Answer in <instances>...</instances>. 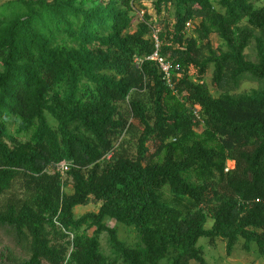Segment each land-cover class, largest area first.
I'll return each instance as SVG.
<instances>
[{"label": "trees", "instance_id": "16d2710c", "mask_svg": "<svg viewBox=\"0 0 264 264\" xmlns=\"http://www.w3.org/2000/svg\"><path fill=\"white\" fill-rule=\"evenodd\" d=\"M144 1L0 4V199L20 183L0 227L26 254L10 264H208L201 238L264 259V0Z\"/></svg>", "mask_w": 264, "mask_h": 264}, {"label": "rangeland", "instance_id": "374dc122", "mask_svg": "<svg viewBox=\"0 0 264 264\" xmlns=\"http://www.w3.org/2000/svg\"><path fill=\"white\" fill-rule=\"evenodd\" d=\"M7 1L9 0H0V4ZM211 1L215 9H220V6L218 5L219 0H211ZM261 2L263 1L260 0V3ZM142 4L144 8L147 9L148 12L153 14L149 0H145ZM133 26L135 27V22ZM133 30L134 28H131V31ZM209 41L213 48H216L219 44V40L214 35H211L209 37ZM251 51H252L251 49L248 50L247 54L250 56V58H254L253 53ZM211 74H212V67L210 66L207 69L203 81L208 87L211 94L217 96L218 92L211 85ZM252 88H255V84L243 83L238 92H247ZM122 108L123 109L126 108V104H124ZM8 132L11 135H15V125L9 126ZM132 142H134V139L132 140ZM133 151L134 149L131 148L130 152L134 153ZM233 166H234L233 162L231 161L226 162V167L228 169H232ZM19 189H20V183L17 182L13 185V188L9 193L1 197L0 205L3 204L7 200V198L12 196L13 194L20 195ZM162 197L163 200H165L166 202L171 201V195L167 188H164L162 190ZM98 207L99 204L96 203H89L87 206H78L74 209V215L76 218H78L81 215L88 212H97ZM107 223L110 227H116L118 231V236L122 241L126 243H130L132 241L134 234L132 233L131 230L125 229L122 226H119L112 221H109ZM209 226H210V221H207L206 227L209 228ZM106 239H107V235L104 233L101 234L99 237L101 248L106 253H108ZM198 246L202 247L204 259L208 264H264V259L257 253L256 246L254 244H251L250 250L246 252L242 248V240L238 241L230 256L226 255L225 243L221 240H215L213 243H209L207 239L201 238L198 241ZM23 258H26V254L20 247L16 245L14 240V235L12 234V232L8 228L0 227V264H10L11 263L10 261L13 262V260H19Z\"/></svg>", "mask_w": 264, "mask_h": 264}, {"label": "built area", "instance_id": "2783aa9c", "mask_svg": "<svg viewBox=\"0 0 264 264\" xmlns=\"http://www.w3.org/2000/svg\"><path fill=\"white\" fill-rule=\"evenodd\" d=\"M190 23H191V22L186 23V28H187V29L190 27ZM153 38H154L155 41H156V37L153 36ZM156 43H157V42H156ZM157 46H158V45L156 44V48H157ZM147 60H152V61L157 62V64L159 65V67H160V69H161V71H162V73H163V75H164V78L166 79L167 83H169V81H170L169 78H170L171 65H170L168 62H166L163 58H160V57L157 55V52H155L151 57L147 58ZM176 69H177V68H176ZM198 110H199V109H198L197 107L193 109V113H194V116H195L196 118H198V115H197ZM107 158H109V155L107 156ZM67 169H68V166H67V165H61V166L58 167V170H59L60 172H65V171H67ZM227 170H228V168H226L225 171H227Z\"/></svg>", "mask_w": 264, "mask_h": 264}]
</instances>
